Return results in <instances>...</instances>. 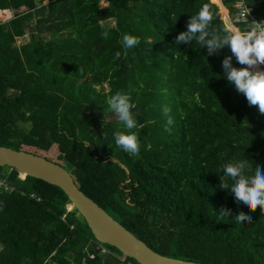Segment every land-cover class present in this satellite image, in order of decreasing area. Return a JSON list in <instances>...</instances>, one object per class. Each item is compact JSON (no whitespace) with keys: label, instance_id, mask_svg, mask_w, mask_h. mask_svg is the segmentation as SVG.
I'll use <instances>...</instances> for the list:
<instances>
[{"label":"trees","instance_id":"obj_1","mask_svg":"<svg viewBox=\"0 0 264 264\" xmlns=\"http://www.w3.org/2000/svg\"><path fill=\"white\" fill-rule=\"evenodd\" d=\"M99 1L0 0V9L13 10L0 21V146L62 165L84 194L162 255L264 264V212L237 204L219 187L218 171L243 158L264 171V115L226 80L227 46L209 55L195 41L175 43L204 5L221 31L254 26L233 24L235 0ZM245 2L264 22V0ZM124 34L140 43L125 49ZM231 63L243 67L234 56ZM117 91L134 105L138 155L114 141L113 133L129 131L107 104ZM2 178L13 189L0 188V264H80L83 256L109 264L82 254L85 241L97 240L75 208L66 210L58 186L8 166H0ZM238 213L252 222L237 224Z\"/></svg>","mask_w":264,"mask_h":264},{"label":"clouds","instance_id":"obj_2","mask_svg":"<svg viewBox=\"0 0 264 264\" xmlns=\"http://www.w3.org/2000/svg\"><path fill=\"white\" fill-rule=\"evenodd\" d=\"M240 7L246 16L248 8L243 0H240ZM213 20L214 14L211 9L207 5L202 6L195 15L190 16L187 20L186 31H182L176 36L175 43L187 45L195 41L199 46L206 47L209 55L227 46L232 56L243 67H233L231 63L232 56H225L222 67L226 80L245 96L250 106L257 107L258 113L264 115V71L255 70L257 65L264 69V25L261 22H256L254 27L244 31L238 28L221 31L213 27ZM233 24L235 25L234 22ZM108 34L107 30L103 32L105 38L108 37ZM121 42L125 49H130L137 46L140 40L136 36L124 34ZM119 56L120 53L117 52L116 58H119ZM107 104L124 127L129 130L128 132L118 131L113 133L116 146L124 152L138 155L140 141L137 133L131 131L136 129L138 125L132 115L131 109L134 105L131 102L130 95L117 91L108 97ZM163 112L168 117L165 131L170 132L171 125L174 123L173 119L168 116L170 109L165 106ZM218 171L223 172L219 187L230 190L237 204H243L250 212L255 211L259 206L261 212H264V171L259 166L253 168L246 158L234 159L221 164ZM249 172L252 174L248 175ZM19 174L21 175L20 172ZM70 203L66 204V210ZM72 208L74 207L72 206ZM227 215L228 211L222 208L220 216ZM234 220L237 224L251 223L252 217L238 213ZM105 245L108 246V244Z\"/></svg>","mask_w":264,"mask_h":264},{"label":"water","instance_id":"obj_3","mask_svg":"<svg viewBox=\"0 0 264 264\" xmlns=\"http://www.w3.org/2000/svg\"><path fill=\"white\" fill-rule=\"evenodd\" d=\"M0 166H8L58 186L89 227L93 237L111 245L137 264H205L192 259L162 255L118 223L75 184L71 174L60 164L28 150L0 146Z\"/></svg>","mask_w":264,"mask_h":264},{"label":"built area","instance_id":"obj_4","mask_svg":"<svg viewBox=\"0 0 264 264\" xmlns=\"http://www.w3.org/2000/svg\"><path fill=\"white\" fill-rule=\"evenodd\" d=\"M234 7L236 8V16L232 19V21L235 22H249L252 26H255L256 22H260L257 18V15L252 11V8L247 6L245 0H243L244 4H246V7L248 8V13L246 16L244 15L243 11L240 7V0L234 1ZM262 25H264V22H261ZM264 66V65H263ZM8 181L6 178L0 179V188L4 189H13V186L8 185ZM32 197L37 198L33 193L31 194ZM94 240L89 239L83 248L82 254H89V258H95V256H99L102 260H108L109 264H133L132 260H130V257H127L124 254L118 253L117 255H114L111 247L110 251L109 248L105 246V244H102L100 242H93ZM91 247L94 248V252H91ZM109 247V246H108ZM116 252V251H115ZM132 259V258H131ZM49 264H56L53 262V260H49ZM80 264H87L85 256L82 257Z\"/></svg>","mask_w":264,"mask_h":264},{"label":"rangeland","instance_id":"obj_5","mask_svg":"<svg viewBox=\"0 0 264 264\" xmlns=\"http://www.w3.org/2000/svg\"><path fill=\"white\" fill-rule=\"evenodd\" d=\"M36 2H37V4H39V0H36ZM107 5V3H106V1H104V0H100L99 1V7H105ZM25 8L24 7H21L20 9H18L17 11L19 12V11H22V10H24ZM8 11H0V21H5L6 19H9L10 17H12V15H13V10H11V9H7ZM228 11V10H227ZM25 40V37H19V38H17V44L19 45V44H21L23 41ZM262 69V68H261ZM256 70V69H255ZM264 70V69H263ZM105 86L103 85V88H104ZM104 92H106V89L104 88ZM19 176L20 177H23V175L21 174H19ZM70 208H72V205L70 206V205H68V211H70V210H72V209H70ZM85 243H86V241L83 243V246L85 245ZM107 248H109L110 249V247H108L107 245H105ZM110 251H112L111 249H110ZM113 252V254L114 255H117L118 253L117 252H115V251H112Z\"/></svg>","mask_w":264,"mask_h":264},{"label":"bare ground","instance_id":"obj_6","mask_svg":"<svg viewBox=\"0 0 264 264\" xmlns=\"http://www.w3.org/2000/svg\"><path fill=\"white\" fill-rule=\"evenodd\" d=\"M3 11V10H2ZM4 11H8V10H4ZM262 71H264L263 69H262ZM21 174H25V173H21ZM26 175V174H25ZM71 204V203H70ZM71 206V205H70Z\"/></svg>","mask_w":264,"mask_h":264},{"label":"crops","instance_id":"obj_7","mask_svg":"<svg viewBox=\"0 0 264 264\" xmlns=\"http://www.w3.org/2000/svg\"><path fill=\"white\" fill-rule=\"evenodd\" d=\"M261 71H262V69H261ZM23 175V174H22Z\"/></svg>","mask_w":264,"mask_h":264}]
</instances>
